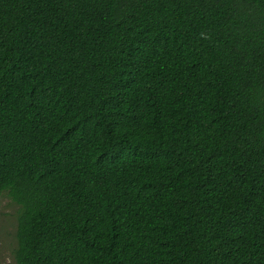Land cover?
<instances>
[{
    "label": "trees",
    "instance_id": "1",
    "mask_svg": "<svg viewBox=\"0 0 264 264\" xmlns=\"http://www.w3.org/2000/svg\"><path fill=\"white\" fill-rule=\"evenodd\" d=\"M15 264H264V0H0V196Z\"/></svg>",
    "mask_w": 264,
    "mask_h": 264
},
{
    "label": "rangeland",
    "instance_id": "2",
    "mask_svg": "<svg viewBox=\"0 0 264 264\" xmlns=\"http://www.w3.org/2000/svg\"><path fill=\"white\" fill-rule=\"evenodd\" d=\"M18 210L19 206L8 194L4 193L0 196V264H15Z\"/></svg>",
    "mask_w": 264,
    "mask_h": 264
}]
</instances>
